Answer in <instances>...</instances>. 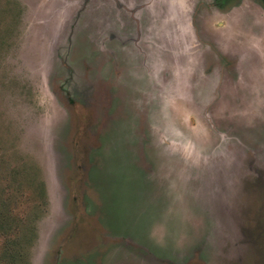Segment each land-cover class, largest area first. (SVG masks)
Returning a JSON list of instances; mask_svg holds the SVG:
<instances>
[{
	"label": "rangeland",
	"instance_id": "rangeland-1",
	"mask_svg": "<svg viewBox=\"0 0 264 264\" xmlns=\"http://www.w3.org/2000/svg\"><path fill=\"white\" fill-rule=\"evenodd\" d=\"M262 86L264 0H0V264H264Z\"/></svg>",
	"mask_w": 264,
	"mask_h": 264
},
{
	"label": "flooded vegetation",
	"instance_id": "flooded-vegetation-1",
	"mask_svg": "<svg viewBox=\"0 0 264 264\" xmlns=\"http://www.w3.org/2000/svg\"><path fill=\"white\" fill-rule=\"evenodd\" d=\"M140 1L141 0H139V2ZM124 3H125V0H124ZM156 3L158 4L160 2H156ZM124 6H126V8H124V9L130 13L129 16L127 15L126 19L124 20V43L129 44V45L132 44L134 46V44H135L134 41L137 38L143 37V36H149V35H152V34L149 33L150 29H149V26L146 25V22H145L144 25H142L140 23V19L135 14L132 13V11L127 7V4L126 5L124 4ZM142 6H143V8L141 9V11L143 12L146 9V6H148V3L147 4L144 3V4H142ZM148 17H151V16H148ZM146 20H148V19H146ZM152 20L153 19L150 18V21H152ZM143 27H145V28H143ZM141 28H143V30H144L143 33H142V29ZM130 29H133L136 34H132ZM204 32H206L207 34H212L213 33L212 36H215V35L218 36L217 32L216 33L215 32L210 33L207 28L204 29ZM204 32H202V34ZM130 38H134L133 39L134 41L130 40Z\"/></svg>",
	"mask_w": 264,
	"mask_h": 264
},
{
	"label": "crops",
	"instance_id": "crops-1",
	"mask_svg": "<svg viewBox=\"0 0 264 264\" xmlns=\"http://www.w3.org/2000/svg\"><path fill=\"white\" fill-rule=\"evenodd\" d=\"M216 36H217V35H215L214 41L218 39V43H219V38H220V37H219V35H218L217 37H216ZM218 43H217V44H218ZM220 43H222V41H221ZM218 46H219V45H218ZM259 87H261V86H259ZM262 88H264V87L262 86ZM253 90H255L254 87H253ZM252 94H253V96L256 95V93H252ZM260 96H261V95H259V96H257V97H260ZM261 99H263V97L257 99V101L260 102V103L262 104L263 102L261 101ZM263 107H264V104H263Z\"/></svg>",
	"mask_w": 264,
	"mask_h": 264
}]
</instances>
